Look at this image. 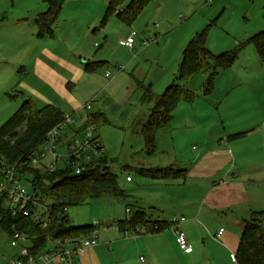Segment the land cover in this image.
I'll list each match as a JSON object with an SVG mask.
<instances>
[{
  "label": "rangeland",
  "instance_id": "374dc122",
  "mask_svg": "<svg viewBox=\"0 0 264 264\" xmlns=\"http://www.w3.org/2000/svg\"><path fill=\"white\" fill-rule=\"evenodd\" d=\"M108 2L67 0L52 25L56 40L33 39L34 42H41V48L47 47L68 59H72L71 56L82 49L88 54L99 53L105 47L102 37L87 41H83L82 37L90 27L88 25L99 15L100 19L94 27L100 25ZM46 11L47 6L42 0H0V24L5 22L9 29L7 31L12 32L8 35V38L12 35L9 41L29 38L30 27L34 30L33 19ZM119 26L115 14H111L103 26L100 25V32L116 43L131 31L137 33V38L130 54L126 55L124 51L118 53L114 64L125 69L111 80L114 82L113 87L101 90L110 81L103 77L105 69L102 68L92 75L93 81H82L70 93L71 99L80 107L93 96L97 98L92 110L85 112L80 109L73 115L75 119L80 116L78 123L84 124L88 114H102L103 120L91 132V138L101 142L105 156L114 161L110 165V172L126 195L125 199L109 196L91 199L82 205L68 208L70 226L98 224L95 228L98 232L96 246L101 249L95 256L86 258V264H138L139 255L142 256L147 249L151 250V242L155 241L142 235H121L115 228V222L126 219L128 205L131 209L141 208L149 220L157 218L153 209L159 212L160 218L169 220L172 215L180 217L176 210L197 208L206 188H195V171L206 178L208 173L220 169L223 170L218 173L220 177L235 163L239 166L243 163L249 168L253 166L255 172L252 169L249 172H253V177L248 175L247 178L255 182L246 184L249 194L245 209L249 205L256 211H264V65L255 48L246 44L252 36L264 31V0H150L148 8L130 26L123 25L121 29ZM71 28L75 29L74 35L79 38L72 39L68 44L62 42ZM201 32L206 33V48L213 56L234 53L236 58L232 66L218 70V76L208 94L204 91L209 79V68L180 83L196 97L191 103H177L170 123L157 133L155 152L147 155L141 127L147 122L153 104L142 103V89H149L154 95H162L178 76L185 46ZM4 40L1 36L0 52L8 47ZM143 40L150 42V45L142 48ZM244 42L245 46L238 49V45ZM126 59L134 61L131 68L125 66ZM5 66L0 63V126L25 101L14 95L13 90L6 88L13 73L1 68ZM108 70H111L110 73L115 72L111 67ZM42 93L52 101L50 104H59V107H65V111L72 108L53 86H43ZM31 99L38 109L48 106L33 96ZM247 131L251 133L246 135ZM222 146L227 148L223 167L212 161L211 154L210 159H202L200 156L210 148ZM196 157L201 158L196 161ZM173 165L179 166V169ZM169 167L182 171L183 176L162 180L137 174V170ZM231 173H236V170H231ZM243 209L242 205L224 208L218 215L233 222L231 220L243 217L244 213L246 218L247 210ZM226 230H229L226 235L233 236L238 245L241 236L238 227L232 223ZM8 242V238L0 233V255L5 259L15 253L9 248ZM199 245L195 264H210L207 259L214 250H217L220 264H229L228 255L231 252L219 251L215 248H219V245L215 244V247L208 243ZM172 249L169 250L170 257L179 264H185Z\"/></svg>",
  "mask_w": 264,
  "mask_h": 264
},
{
  "label": "trees",
  "instance_id": "16d2710c",
  "mask_svg": "<svg viewBox=\"0 0 264 264\" xmlns=\"http://www.w3.org/2000/svg\"><path fill=\"white\" fill-rule=\"evenodd\" d=\"M47 11L36 16L34 23L38 27L37 38L51 36L52 25L56 16L67 0H42ZM150 0H109L107 10L101 26L107 16L115 14L116 19L124 26H130L142 11L149 5ZM206 33L196 34L182 51V60L178 67V76L160 96L154 95L149 89H142V103L153 106L147 122L141 127V135L145 144V152L152 155L155 152L157 133L170 123L177 103L193 102L195 95L180 83L188 81L198 73L209 68V79L205 94L211 92L218 70L232 66L235 54L211 55L205 47ZM246 44L252 45L261 64L264 65V31L252 36ZM245 46V42L238 45V49ZM211 64V65H210ZM102 65L87 63L85 71L94 73ZM21 72H19L20 74ZM64 118V114L54 106L35 108L29 100L23 101L13 115L0 126V168L1 163L15 166L22 163L19 173L32 185L39 195L49 204L48 226L41 229L30 217L22 215L12 216L3 200H0V233L10 238L13 233L25 236L29 249L33 253L42 251L49 241L57 239L80 240L90 239L94 226L72 227L69 225L67 210L69 207L79 206L87 200L101 197L125 199V193L119 188L116 177L110 172V165L114 163L105 155L93 159L83 167L82 174H72V169L65 164L64 169L53 173L39 175L27 167L29 156L34 152L45 135ZM99 113L88 114L82 128L98 127L102 121ZM244 136V135H243ZM1 170V169H0ZM142 177L152 179H168L183 176L180 170L172 167L157 170H137ZM25 182V183H26ZM127 217L123 221L115 222V228L121 235L130 234L140 236L161 233L171 228L168 222L150 221L145 212L139 207H126ZM236 264H264V211L253 212L248 221L243 224V230L238 247L234 255Z\"/></svg>",
  "mask_w": 264,
  "mask_h": 264
},
{
  "label": "crops",
  "instance_id": "0c3cea01",
  "mask_svg": "<svg viewBox=\"0 0 264 264\" xmlns=\"http://www.w3.org/2000/svg\"><path fill=\"white\" fill-rule=\"evenodd\" d=\"M84 1L87 0H81V2ZM148 6L145 9H147ZM102 12L103 10L101 9V13ZM35 18L32 21L34 25V30L30 27V37L24 39L15 38L14 41H9V39H12V35L11 38H8V35L10 33L12 34V32L7 31L9 30L8 25L5 22L0 24V37L2 36L5 39L4 42L8 46L7 48L4 47L2 49L3 52H0V63L6 65L5 67L1 68L5 70H10L13 73V77L11 76V78L9 79V83L6 84V88H10L9 90H13V93H15L14 95L20 97L21 99L29 100L35 108L37 107L32 102L31 96H33L36 100L46 102L49 106L57 107L64 115L77 113L82 106H84L90 101L94 103V101H96L97 99L95 96H93L80 107L79 105H76L73 99H71L70 97V93H72V90L76 88V86H79L82 81H93V76L97 72V70L94 73H87L85 71V65L91 62L100 63L102 66L99 69H105L103 70V77L106 72L110 73L111 70L109 71L108 69L109 67H111V69H114L112 71H115L111 72V74L114 76V79L115 75H119L121 73L117 72L118 68H123V71L125 69V67H120L114 64L117 61L116 58L118 56V53L124 51V54L128 55L130 54V51L134 50V47L133 50H129L122 45V42L128 36V32L125 33L123 39L121 38L122 40L119 39L116 43L111 42L103 32H100V25L102 21L100 22V25L97 28L94 27L96 21L100 19L99 15V17L95 18L94 21L90 25H88L91 27V29L90 27H88L87 32L82 37V40L87 41L96 37L101 39L102 37L105 43V47L99 53L94 55L93 53L88 54L85 49H82V51H80L76 55H72V59H68L65 56L63 57L61 55L55 54L51 49L47 47L41 48V42H34L35 40L33 39L42 41L48 38L50 39L49 41L52 42L56 40V35L53 31H51V36L47 35L42 39L37 38L36 34L38 31V27L34 23ZM119 25V28L121 29L123 25L120 22ZM74 31L75 29L71 28L70 31H68L64 35L62 42L68 44L70 43V41H72V39L79 38L74 35ZM89 31H92V34L90 36L88 34ZM96 34L97 36H95ZM206 45L207 43L205 41V47ZM95 46L96 44L94 45V47ZM133 62L134 61H132V59H129L128 61L126 59L125 66L131 68L133 66ZM49 64L56 65L58 68H52ZM19 72L21 73L19 74ZM113 79H110V81L106 82L101 90L104 91L109 87H113L114 82H111V80ZM47 85L56 88L59 92L60 97L66 98L67 102L71 105L72 108L70 110L67 109L68 111H65V107H59V104H50L49 102L52 101L48 98L47 95L42 93V87H47ZM64 89H69V91L65 92ZM99 114L102 115L101 113ZM250 133V131L245 132L246 135ZM202 154L203 155H200L202 159H210L211 154L212 161H214L216 164H219L220 167H223V165L225 164L224 159L227 158V148H224V146L217 149L210 148ZM201 157H196L195 160L197 161L198 158ZM173 167L179 169V166L173 165ZM233 169L236 170V173H231V170ZM251 169L253 170V172H255L256 170L253 166L249 168L246 167V165H243V163L240 164V166L235 163L231 166L229 170L224 171L220 177H218V173L223 170L216 169L214 170V172L208 173L209 176H206V178H204L205 176H202V174H199V172L195 171V174H192L195 177L194 181H196L195 188H206L205 195L198 201L200 204L197 206V208H187L185 206V210H176L177 212H179V218L184 219V222L181 224V229L185 233L188 245L191 248V253L184 254L179 249L175 240L174 231L172 228H170L161 233L152 235H142L150 237V239L155 241L154 243L151 242V250L147 249L146 252L142 254V257H144L149 262V264H179L175 259H173L169 255V250L171 249V247H173L172 250L178 253L180 259L186 262L185 264H195V262H197L196 250L198 246H200L199 244L208 243L210 244V246L213 247H215L213 244L219 245V248L215 247L219 251L231 252L228 255V263L236 264L234 261V255L238 245L234 241L233 236L230 237L229 235H226V233L229 231L226 230L227 226H231L233 223L235 224V226L238 227V229L242 233L243 224L249 220L251 214L253 212H260L256 211L257 209L250 208L249 205L248 208L245 209V202L247 204V195L249 194L246 184L248 182H255L254 180L247 178L248 175L251 178L253 177L251 175L253 172L249 173L251 172ZM240 205L244 207L243 210H247L246 218L244 213L243 217L241 216L235 221L231 220L233 222H230V220H227L226 217L225 219H222V217H220L221 215H218L219 211L221 213V209H228L229 207ZM153 210L154 213H157V218H152V220H150L153 222L170 223L169 220H171V218L174 216L172 215L169 220L166 218H160L158 216L159 212L155 209ZM221 229L224 230L222 236L218 241L214 240L213 238L215 237L216 233ZM205 231L208 235H206ZM210 234L212 235L210 236ZM162 237L167 239H163ZM96 245L98 244H95V247L92 246L90 248L84 249L81 253V256H79L75 260V263L86 264V258L95 256L98 252H100L99 249H101V247ZM236 245L237 247L235 248ZM119 247L121 248L122 246ZM232 252H234V254ZM4 260L5 257L3 255H0V264H3ZM207 260L210 264H220L217 250L212 251V255H209Z\"/></svg>",
  "mask_w": 264,
  "mask_h": 264
},
{
  "label": "built area",
  "instance_id": "2783aa9c",
  "mask_svg": "<svg viewBox=\"0 0 264 264\" xmlns=\"http://www.w3.org/2000/svg\"><path fill=\"white\" fill-rule=\"evenodd\" d=\"M137 33L131 31L122 42V45L133 50ZM150 42L143 40L141 46L146 48ZM123 68H118L117 72H122ZM105 79H113V75L106 72ZM93 102L90 101L82 108L85 112L92 109ZM81 117L75 119L74 115H64V118L53 127L43 138L34 152L29 156L27 167L37 172L39 175L53 173L64 169L65 164L72 169V174L78 176L82 174L83 167L93 159L104 157L105 151L98 140L91 138L94 127L82 128ZM0 168V200H3L12 216L22 215L30 217L39 228L44 229L50 222L49 204L42 198L38 191L34 189L31 178L28 182L19 173L22 163L15 166H8L4 162ZM128 182L129 179L127 178ZM26 182V183H25ZM25 184L27 185L25 187ZM128 213V210H126ZM183 218L172 217L171 228L174 231L175 240L179 249L184 254L191 253L185 233L181 229ZM94 228L98 226L94 223ZM224 230H219L214 240H219ZM98 232H93L90 239H64L49 241L46 247L39 253H33L29 249L25 236L13 233L8 238L9 248L15 252L6 258L3 264H76L75 260L80 252L96 244ZM138 264H149L142 256L137 259Z\"/></svg>",
  "mask_w": 264,
  "mask_h": 264
}]
</instances>
